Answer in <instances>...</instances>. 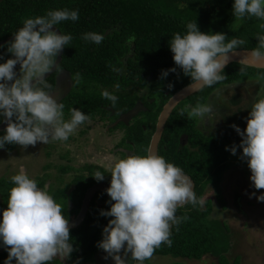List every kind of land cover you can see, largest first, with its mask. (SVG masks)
I'll use <instances>...</instances> for the list:
<instances>
[{"label":"trees","instance_id":"1","mask_svg":"<svg viewBox=\"0 0 264 264\" xmlns=\"http://www.w3.org/2000/svg\"><path fill=\"white\" fill-rule=\"evenodd\" d=\"M187 8H179V0H0V42L14 36L13 33L22 27L25 18L43 16L49 10L69 9L79 11L80 19L76 22L64 21L56 27L60 33L71 34L72 41L63 49L62 59L56 72L47 78L52 88L55 85V74L66 70L72 78L74 87L64 104L65 119H70V108H77L88 114L92 121L113 123L120 117L127 116L136 109L137 114L129 122H121L109 132L124 131L123 143L129 141L128 150H135L136 155H146L156 124L164 105L179 90L192 83L175 65L169 41L177 32L183 34L186 24L195 22L200 31L205 33H224L226 37L241 39L244 44L237 50H253L258 45L257 34L264 32L260 21L255 17L237 21L233 16L234 0H186ZM96 32L104 35L100 44L84 41V33ZM5 62L13 58L6 48L0 49ZM240 64H231L224 69L226 79L212 87H205L198 93L183 101L167 121L162 135L158 155L168 162L183 169L194 183V192L198 198H204L208 187L213 190L216 201L222 210L227 204L223 198L220 183L223 174L229 169V154L226 146L231 147L232 135L236 131L231 127L235 124L242 129L252 103L247 104L245 112L238 109L224 120L221 136H204L197 127L196 119H189L187 111L182 110L197 103L205 104L209 96L218 88L229 84H242L256 81L264 89V70L248 67L241 74ZM175 67V73H169L161 79L162 70ZM79 73L80 83L75 82ZM119 85L117 89L115 86ZM169 84L172 87H169ZM103 91L115 94L118 101L115 106L102 96ZM144 92L140 97L137 93ZM240 99L230 100L231 106H238ZM84 125V123L82 124ZM246 128V126H245ZM4 132V131H3ZM0 132V135L3 134ZM187 142L183 146L182 141ZM241 141V140H240ZM182 143V144H181ZM17 145L6 144L4 151L11 153ZM125 155L123 152H120ZM62 159H65L62 157ZM61 172H70L69 166L58 168ZM84 175L75 176L73 181L65 185L63 192L57 191L55 199L62 204L63 212L68 221L78 214L84 196L93 185L107 182L109 174L98 166L81 168ZM97 170L105 174L103 181H96L93 175ZM41 181V180H40ZM44 183L38 186L43 187ZM74 192L67 196L71 185ZM65 192V193H64ZM0 209L7 208L8 192L2 195ZM70 200L71 209L67 201ZM102 192L96 193L90 202L87 215L80 226L70 230L71 243L74 251L70 258L51 264H93L95 255L101 251L97 242L102 239L103 227L111 217L105 218L99 213L108 210L110 205ZM114 203V202H113ZM211 201L206 200L203 207L185 205L178 208V217H187L179 226L171 229L172 246L162 244L153 256H169L176 262L200 261L204 257L216 259L211 264H241L238 256L228 259L231 249V232L226 224L211 219ZM3 248H0V250ZM7 251L0 253V264L7 258ZM122 255V253H121ZM15 264V260L13 261ZM127 264H136L129 259ZM144 264H150L146 260Z\"/></svg>","mask_w":264,"mask_h":264},{"label":"clouds","instance_id":"2","mask_svg":"<svg viewBox=\"0 0 264 264\" xmlns=\"http://www.w3.org/2000/svg\"><path fill=\"white\" fill-rule=\"evenodd\" d=\"M178 7L187 8L186 0H179ZM233 16L237 21L255 17L264 21V0H234ZM79 11L65 9L49 10L43 16L25 18L22 27L13 33L14 39L0 49L6 48L13 58L0 63V124H6L0 135V150L8 145H20L26 149L38 142L49 144L67 141L77 128L89 120V115L77 108H70V119H65L64 104L57 102L50 93L52 85L45 74L57 62V56L73 39L71 34H57L53 26L64 21L76 22ZM186 31L177 32L169 41L173 60L185 76L191 78L194 90L212 87L226 79L224 68L230 61L229 53L237 50L244 41L229 40L224 33H205L195 22L186 24ZM264 30V23L260 24ZM258 45L250 53L252 60H264V32L257 34ZM86 42L100 44L103 34L84 33ZM0 60L4 55L0 54ZM240 73L245 74L251 66L247 59L239 62ZM19 65V74L15 71ZM175 67L162 70L161 79L175 73ZM260 79H264L261 76ZM77 73L75 82L80 83ZM117 89L119 85L115 86ZM171 88L172 85L169 84ZM103 98L116 105L118 97L108 91ZM189 119L213 115V108L197 103L182 110ZM246 128L235 124L231 127L242 138L239 145L226 146L232 155L242 149L240 159L247 162L251 175L250 187L264 189V89L251 105L245 118ZM146 155L125 154L110 167V186L105 190L110 200L108 210L100 215L111 217L102 230L97 247L111 258L114 264H136L150 260L162 244L172 246L171 229L179 226L185 217L176 215L185 205L203 207L204 198H198L190 178L183 169L168 162L150 150ZM96 181H103L105 174L97 170ZM13 185L8 190L7 208L0 209V248L8 255L3 264H51L54 258H70L74 251L70 237L69 221L62 205L49 193L47 186L40 187L20 168L10 177ZM249 198L264 202V192L246 193ZM114 202V203H113ZM122 253V255H121Z\"/></svg>","mask_w":264,"mask_h":264},{"label":"rangeland","instance_id":"3","mask_svg":"<svg viewBox=\"0 0 264 264\" xmlns=\"http://www.w3.org/2000/svg\"><path fill=\"white\" fill-rule=\"evenodd\" d=\"M240 86L241 89L236 93L240 94L241 101L240 105L235 108H232L233 106L229 103L233 92L220 90V88L209 96L206 103L213 108L215 115L224 113L223 105L231 109L225 110L226 114L230 116L238 109H243L245 112L246 105L252 103L262 90L256 81L242 83ZM137 94L140 97L144 96V92ZM196 120L201 123L204 131L211 130L214 122L211 115ZM84 125H80L67 141H55L47 145L38 142L35 146H28L26 149L17 145L16 150L11 153L0 150V196L1 192L2 195L6 194L13 186L10 183V177L17 174L20 168H23L29 177L36 180L38 184L45 181V185L54 199L57 191L63 192L65 185L73 181L72 178L87 174L83 173L81 168L88 166V162L109 174L110 178L108 179L111 180V165L125 156L120 152L128 154L124 150L129 148L128 142L121 141L124 131L118 129L110 133L109 126H104V123H96V120L92 121L90 118ZM245 126L246 121L242 129H245ZM82 131L84 132L79 135ZM113 150L114 152H112ZM241 153L242 149L237 148L236 155L229 154V169L223 174L220 183L221 192L227 204L226 210L220 209L210 187L205 191L204 199L211 200L214 204V211L210 218L226 223L230 229L232 237L228 259L231 260L238 256L241 259V264H264V202H258L254 197L249 198V195L246 194L252 191L259 193L258 190L250 187L251 172L247 162L239 158ZM66 165H69L73 170L63 173L58 169ZM85 175L83 177L87 178L88 176ZM71 187L72 185L69 189ZM260 192H264V189H260ZM2 199L1 197L0 203ZM56 201L58 202V200ZM106 255L103 250L99 251L94 257L93 264H114L111 258L105 259ZM53 260L61 262L62 258L56 257ZM149 262L150 264H172L176 261L169 256H152ZM180 262L181 264H211L215 263L216 259L204 257L200 261L183 260ZM60 264H64V262Z\"/></svg>","mask_w":264,"mask_h":264},{"label":"water","instance_id":"4","mask_svg":"<svg viewBox=\"0 0 264 264\" xmlns=\"http://www.w3.org/2000/svg\"><path fill=\"white\" fill-rule=\"evenodd\" d=\"M52 30L56 31L57 34H61L60 31L54 26H53ZM13 39H14V36L9 37L6 40L1 41L0 45H6L8 42L12 41ZM250 53H251V50H233V53H229V56L231 57V59L228 62V64L226 65V67L231 65V64H240L239 62H240L241 59H247L250 62V64H251V66H250L251 68L264 70V60H258V61L252 60V58L250 56ZM62 54H63V50L57 56V62L55 64V67L49 73L45 74L46 79L48 77H50V75L55 72L56 68L58 67V65L61 62ZM190 85H188V86L184 87L183 89L179 90L178 92H176L168 100V102L164 105V107L162 109V112L159 115L158 122H157V125H156V130H155L154 135L152 136L151 143H150V146H149L148 150L158 154V150H159L158 147H159V143L161 141V138H162V135H163V132H164L165 125H166L167 121L169 120L170 116L172 115L173 110L180 103L185 101L187 98H189L190 96H192V95H194V94H196V93H198L199 91L202 90V89L194 90L195 89V85H193L192 88H190ZM57 91H58V89H55L50 94L55 99H57L58 102H60L62 98H58L59 95L56 94ZM136 113H137V107L131 113H129V115L127 116L128 119H130ZM126 118L124 119L123 117H120L109 128H114L119 123L126 122ZM5 127H6V124H0V132H3ZM190 180H191V178H190ZM191 182L193 184V189H194V183H193L192 180H191ZM109 186H110V184H108V183H99L97 185L92 186L86 192V194L84 196V199H83V202H82V206H81L80 212L78 213V215L74 219L69 221V224H68L69 230L76 229L78 226H80L82 224V222L84 221V219H85V217L87 215V211H88L90 202L92 201V199H93V197H94V195L96 193L102 192L106 197L110 198L107 195L106 191H105ZM180 208H182V207H180ZM0 218H2V213H0ZM3 250H5V249H1L0 253Z\"/></svg>","mask_w":264,"mask_h":264},{"label":"flooded vegetation","instance_id":"5","mask_svg":"<svg viewBox=\"0 0 264 264\" xmlns=\"http://www.w3.org/2000/svg\"><path fill=\"white\" fill-rule=\"evenodd\" d=\"M19 65H17L16 66V71L19 69ZM58 68V67H57ZM57 68H56V70H57ZM56 70H55V72H56ZM54 72V73H55ZM53 73V74H54ZM18 74H19V72H18ZM53 74H51L50 76H52ZM250 81H248V83H249ZM245 83H247V82H245ZM73 87H74V83H73V81H72V78H71V75L66 71V70H60V71H58L56 74H55V85H54V87L52 88V91L53 90H55V89H58V91H57V95H59V97L58 98H62L61 99V101L64 99V98H67L68 97V95L72 92V90H73ZM221 88V89H220ZM220 88H218L217 90H228V92H233V94H232V96H231V98H230V100L231 99H233L234 97L236 98V100L239 98L240 99V94L239 93H236L238 90H240L241 89V86H240V84H229V85H226V86H222V87H220ZM216 91V90H215ZM61 101H60V103H61ZM241 101V100H240ZM57 102H58V100H57ZM230 103V102H229ZM181 104V103H180ZM179 104V105H180ZM207 105H208V103H206ZM178 105V106H179ZM239 105H240V103H239ZM177 106V107H178ZM137 107L138 108H142L143 107V104L142 103H138L137 104ZM176 107V108H177ZM189 107V106H188ZM223 107H224V113H222L221 115H218L217 116V114L215 115V114H213V115H211V117H212V119L214 120V122H213V125L211 126V130H203V128H202V126H201V123L200 122H198L197 121V127L199 128V130L202 132V134L204 135V136H221V135H224V131L222 130V126H223V123H224V120L225 119H227V117L228 116H230V115H227L226 114V112H225V110H228L229 111V109L230 108H227L228 106H224L223 105ZM235 107H237V106H234V107H232V108H235ZM175 108V109H176ZM174 109V110H175ZM173 110V111H174ZM231 110V109H230ZM173 113V112H172ZM137 114V113H136ZM135 114V115H136ZM225 114V115H224ZM129 115V114H128ZM127 115V116H128ZM135 115H133L130 119H128V117L127 116H124L123 118L125 119L126 117V122H131L132 120H133V118L135 117ZM218 117V118H217ZM197 119V118H196ZM117 121V120H116ZM115 121V122H116ZM115 122H113V123H115ZM96 123H98V122H96ZM113 123H108L107 124V126L106 127H110V126H112L113 125ZM157 125V124H156ZM85 126V125H84ZM85 131V130H84ZM84 131H82V132H80V134L79 135H81ZM164 133V132H163ZM123 137H124V135H123ZM152 139V138H151ZM242 138L236 133V134H234V135H232V137H231V141L233 142V144H236V145H239V143H240V140H241ZM128 142V144H130V142L129 141H127ZM150 143H151V141H150ZM182 143H183V146L185 145V144H187V142H185V140L184 141H182ZM181 143V144H182ZM160 144V143H159ZM149 146H150V144H149ZM117 149V147L115 148V150ZM149 149V148H148ZM158 149H159V147H158ZM125 150V153H128L129 155H131V154H134V149L133 150H128V149H124ZM112 152H114V150L112 151ZM111 152V153H112ZM120 152V151H119ZM123 152V151H122ZM86 159L88 160V157H86ZM89 161V160H88ZM88 164V166H95V165H93V164H91L90 162H88L87 163ZM84 167V166H83ZM82 167V168H83ZM68 174V173H67ZM73 179V178H72ZM72 182V181H71ZM70 182V183H71ZM102 183H107V182H102ZM99 184V183H98ZM109 184V183H108ZM95 185H97V184H95ZM44 186H45V184H44ZM94 186V185H93ZM90 189V188H89ZM88 189V190H89ZM74 190H75V186L72 184V187L69 189V191H68V195L67 196H69L72 192H74ZM87 190V191H88ZM99 193V192H98ZM258 193H261L260 192V190H258ZM96 195V194H95ZM94 195V196H95ZM215 196V195H214ZM0 198H1V196H0ZM205 200V199H204ZM206 201V200H205ZM209 201H211V200H209ZM215 201H216V198H215ZM83 202V201H82ZM216 203H217V201H216ZM67 204H68V209H71L73 206L71 205V203H70V200H68L67 201ZM218 204V203H217ZM211 205H212V212H211V214L213 213V211H214V204L212 203V201H211ZM81 206H82V204H81ZM80 209H81V207H80ZM221 209V208H220ZM79 212H80V210H79ZM78 212V213H79ZM78 215V214H77ZM76 215V216H77ZM75 216V217H76ZM217 220V219H216ZM220 221V220H219ZM221 223H223V224H226V223H224V222H222V221H220ZM227 225V224H226Z\"/></svg>","mask_w":264,"mask_h":264}]
</instances>
